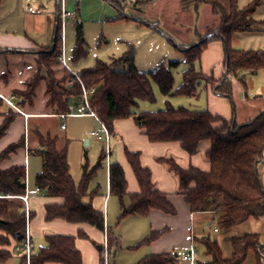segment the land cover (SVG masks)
<instances>
[{
  "label": "trees",
  "instance_id": "16d2710c",
  "mask_svg": "<svg viewBox=\"0 0 264 264\" xmlns=\"http://www.w3.org/2000/svg\"><path fill=\"white\" fill-rule=\"evenodd\" d=\"M111 2L116 5L115 2ZM203 4L209 5L219 24L212 38L206 41L202 39L198 45L181 48L188 67L183 72V82L177 89H174L171 71V67L178 65L177 62H171L169 69L160 66L153 72L143 73L134 65L132 49L124 56L112 59L109 64L98 61L93 68L82 70L77 74L79 80L73 74L67 73V77L58 81L52 70V66L59 63L61 54V23H58L52 46L44 52L36 53V73L26 80L25 90H15L13 95L19 97V106L32 104L39 82L44 81L45 94L48 97L47 106L55 112L54 114H64L71 102L78 104L82 95L81 82L86 90L94 89L90 105L110 133L113 132L114 121L133 117L151 142H178L189 155L197 152L201 142L209 141L210 148L206 153L211 164L209 172H203L195 167L184 170L173 161L167 163L178 176L179 191L191 211H209L217 214L219 228L228 231L250 218L264 217V190L258 177V166L264 162V111L244 124H238L233 120L227 121L207 110L175 108L169 102H166L165 108L154 112H135L139 102H155L153 83L166 98L196 97L198 95L196 83L204 80L206 76L200 75L201 73L194 69V63L200 60L203 50L212 39L221 40L228 55L224 61V76L219 84L217 82L213 84L217 94L231 99L230 77L237 79L246 88V82L240 74H256L264 70V51H240L230 46L233 35L251 30L254 25L252 16L260 5V0H253L243 9L238 8V0H179L182 11H196ZM14 54L16 53L13 51H0V80L3 83H7L14 75L16 65L11 61ZM86 56L82 27L77 24L71 60L76 63ZM42 72L44 74L40 77ZM68 80L72 81L70 86L66 84ZM62 82L64 84L60 85ZM254 99L264 102V94ZM2 106L3 100L0 98V109ZM16 116L17 114L12 111L5 113L0 126V138L6 134ZM37 136L42 148L39 152L42 170L35 178V186L49 197L63 199L61 205L46 206L45 220L49 222L61 219L72 224H87L105 233V216L91 203L95 192L88 193L89 182L104 159V154L100 155L92 169L88 170V166L84 165L83 175L76 185L69 172L68 141L66 140L60 147L57 136L38 133ZM24 145V139L9 145L0 154V162ZM125 155L136 176L140 191L130 196V204L126 206L124 199L127 196V183L124 171L118 163L110 164V194L119 200L121 209L119 218L124 219L130 215L145 216L151 210L174 215L176 211L166 196L154 189L151 173L142 167L139 154L126 151ZM25 193L24 166L0 170V219L4 221L0 224V264H5L12 258V242L20 241L17 235L25 236L27 222L24 213L8 215L11 201L6 197H19ZM158 235L159 233L151 232L140 245L152 242ZM78 236L85 237L82 233ZM107 237L112 247V240L109 235ZM45 239L46 246L32 255L30 264H83L81 254L75 247V237L48 235ZM229 241L233 254L230 259H224L217 242L210 237L202 239L200 243L209 257L205 264H242L250 251H257L261 247L256 235L231 238ZM172 260L174 257L150 255L138 264H168ZM21 264H25L23 258ZM257 264H261L260 260Z\"/></svg>",
  "mask_w": 264,
  "mask_h": 264
},
{
  "label": "crops",
  "instance_id": "0c3cea01",
  "mask_svg": "<svg viewBox=\"0 0 264 264\" xmlns=\"http://www.w3.org/2000/svg\"><path fill=\"white\" fill-rule=\"evenodd\" d=\"M72 1L74 2L73 11H70L72 5L68 4L69 0H65V9L72 13L73 16L69 17L70 19H77V23H80L78 17L80 16L78 4L75 0ZM59 2L60 0H5V6H11L12 3H16L18 10L20 9V5H22L23 12L21 10V14L20 16L18 15V17L20 19L19 23H24V25L17 32L0 34V51H13L16 53L12 56L13 58L27 56L28 59L31 58L30 56L35 49L40 47L50 48L53 43L57 24L61 23V18L57 14V5ZM147 2L151 1L147 0ZM26 4H32V8L30 7L32 9L31 11L25 9ZM259 7L260 6L257 7L252 16L254 23L263 22V18L256 17ZM48 23H53L52 43L50 45H39L35 39H37L38 35L45 32ZM76 26L77 24H75V27ZM252 29L253 27L247 32L240 33H251L253 31ZM258 51L264 50L259 49ZM21 52H25L26 54H20ZM201 59H208L207 63L209 68L218 69L216 77L213 76V70H211V73H201L216 81H220L225 74L224 61L226 59V51L222 41L218 39L210 40L202 52L200 60ZM261 72H264V70L256 74L246 75L245 73L242 74L241 77L243 79L246 77L249 84L252 85L255 83L258 73ZM28 77L29 75L26 73V70H17L14 72V75L9 78L7 83H3L0 80V98H9L13 95L15 90H22ZM63 84L64 82L60 85ZM66 84L67 86L71 85V83L68 82ZM38 85L43 86L42 96L39 101L37 99L36 89L32 104L26 103L25 105L19 106L21 112L13 111L4 101L0 109V126L4 121L5 113L12 111L17 114L6 134L0 138V154L9 145L18 143L22 139L25 140L24 147L19 148L16 152L11 153L0 162V170H8L15 166H24L26 169V193L24 195L28 196V203L25 205L19 197H9L8 199H10L11 202L8 208V215L15 216L22 213L25 214L27 219L25 233L27 232L30 236L34 254L37 253L40 248L46 246L45 237L48 235L73 236L75 237V247L81 254L83 264H103V262L101 263L102 257L99 251L101 252V243L102 241L104 242V232L87 224H72L61 219H55L49 222L45 220L46 206L61 205L63 199L49 197L43 190L35 186V178L42 170V159L39 154L42 148L37 133L49 135L43 130L41 131V120L47 119L48 117L59 118L58 115L60 114H54L55 112L47 106L48 97L45 94L44 81H40ZM201 86L202 85L197 86L198 95L194 98L200 100L199 98L204 95V100L206 102L205 110L213 115L221 116L227 121L233 120L238 124H244L253 119L261 111H264V102L254 99V97L264 94V86L261 87L260 94L253 95L251 100H246L253 108V111L248 115L237 112L234 105H232V98L229 99L217 94L214 88L210 86H202V95L199 90ZM174 97L176 96L168 98ZM19 102L20 99L18 100V103ZM77 103H79V101ZM75 104L76 103L71 102L69 105ZM205 110L203 109L201 111ZM135 112L139 113V111L136 110ZM73 117L85 118L89 121L91 136L92 129L97 126V121L90 116ZM62 125H65V129H61ZM60 129L62 131L68 130L66 124L63 123L60 125ZM110 134L111 139L108 162L105 157V152L103 153L105 179L101 181V186L95 181L96 175L94 173L88 185V193L95 192L91 203L96 210L103 212L105 216L106 233L112 240V248L117 245V240L110 231V227L106 224V216L107 221L109 219V204L113 197V195L110 194L109 185L110 164L118 163L124 171L127 183V196L124 199V204L126 206L130 204V196L140 191L136 176L126 159L125 153L129 151L139 154L142 167L147 168L151 173L154 189L165 195L176 211L174 215H171L158 210H151L145 216L130 215L126 217L133 218L131 220H136L133 221L135 222L134 224L137 225V235L133 241L134 244L142 242L151 232L159 233L158 237L152 242L144 245L138 244L143 247L139 254L136 256L134 255L135 259H137L135 264H138L142 259L150 255L174 257V260L168 264H205L209 261V257L206 256L205 248L198 240L206 237H210L217 242L224 259H230L233 254V249L229 240L231 238H241L246 235H256L261 247L257 251H250L242 264H257L258 260H260L261 264H264V217L260 219L250 218L244 223L228 231H224L218 226L219 216L217 214L209 211L192 212L184 196L179 191L180 185L178 176L170 169L167 161H173L179 168L184 170L195 167L203 172H209L211 164L206 155L210 148L209 141L201 142L197 152L193 155H189L178 142H151L144 134L143 130L136 124L133 117L114 121L113 132ZM78 137L84 139L85 136L84 134L75 133L71 138L74 140ZM66 140L69 141L65 137L64 142ZM87 143L89 144V141H87ZM71 159V152L69 153L68 146L67 160L69 172L74 183L77 185L83 175L84 165H81L80 168L79 166L75 167ZM86 165L88 166V170H90L89 165ZM258 177L264 190V162L258 166ZM29 216L31 217L29 218ZM211 231L213 232L212 235ZM80 233L84 234L85 237H79L78 235ZM14 244L15 242H12L11 250H13ZM188 246L196 248V255L193 260L188 259L187 254L183 251V248ZM13 256L20 259L21 264L22 258L16 255ZM111 264H114L113 259Z\"/></svg>",
  "mask_w": 264,
  "mask_h": 264
},
{
  "label": "rangeland",
  "instance_id": "374dc122",
  "mask_svg": "<svg viewBox=\"0 0 264 264\" xmlns=\"http://www.w3.org/2000/svg\"><path fill=\"white\" fill-rule=\"evenodd\" d=\"M111 1L115 2L116 5H113ZM150 1L75 0L79 8L80 16L78 17L80 23H77V19L66 18V20H63L62 25L63 48L69 69L79 74L82 70L93 68L98 61L109 64L112 59H118L132 49L134 52V65L138 71L143 73L153 72L160 66L169 69L171 62H177L178 65L171 67V71L174 77V89L178 88L183 82V72L188 67L181 48L185 49L196 45L208 34L215 33L219 20L211 13L208 4L201 5L196 11H182L179 7V0ZM252 1L238 0V7L242 9ZM4 2L5 0H0V34L17 32L24 25V23H19L20 19L18 17L21 14V10L23 12L22 5H20V9L18 10L16 3H12L11 6H5ZM68 4L72 5L70 11H73L74 2L69 0ZM31 6L32 4H26L25 9H29ZM259 6L256 17L263 18V22L254 23L251 33H236L235 36L233 35L230 43L232 49L240 51L264 50V0H260ZM123 16L129 18L125 19ZM52 24L48 23L45 32L38 35L37 39H35L37 44L50 45L52 43ZM75 24H80L82 27L87 56L73 63L71 55L76 42ZM46 50L47 47L37 48L31 54V58L28 59L27 56L19 58L11 57L12 63L16 65L14 72L26 70L29 77H32L37 70L35 63V60H37L36 53ZM207 60L201 59L195 62L194 69L199 74L201 72L211 73V70H213V76L216 77L218 69L209 68ZM52 70L55 72V78L58 81L67 77V73H69L59 63L52 66ZM43 74L44 72L40 74V77ZM200 75L204 74L201 73ZM240 76L242 75L240 74ZM229 80L231 83L232 105H234L240 114L248 115L253 111V108L246 100H251L253 95L260 94V89L264 86V72L258 73L255 83L252 85L249 84L248 79L245 77L246 88L235 78L230 77ZM220 81L206 76L204 80L196 84L213 88V84L215 82L219 84ZM67 82L72 84L71 80ZM202 86L199 90L203 95ZM152 87L156 98L155 102H139L136 111L154 112L165 108L166 101L175 107H184L189 110L201 111L206 109L204 95L199 98L200 100L186 96L166 98L161 94L155 83L152 84ZM42 88V85H38L37 87L36 94L38 101L42 96ZM22 90H25V86ZM41 121V131L43 130L51 137L57 136L60 141V147L64 143L65 137L69 140V153L71 152L72 164L75 167L79 166L80 168L81 165L88 164L89 168L92 169L97 164L100 155L104 153V143L90 136V123L87 119L71 116L67 117L64 122L57 117H48ZM62 123L66 124L67 131L60 129ZM98 129L99 124L97 123V126L92 130ZM75 133L84 134V139L78 137L73 140L71 137ZM87 141H89L88 145ZM104 163L103 160L95 171V181L101 186V181L105 179ZM119 217V200L113 196L109 204V219L107 221L106 216V224L110 227V231L116 238L117 245L110 249V264L112 263V259L114 264H135L137 262L135 256L142 251L143 247L138 245L141 242L138 244L133 243L137 235V225L133 222L136 220H131L133 218L120 219ZM212 234L213 232L211 231ZM201 240L198 241L201 242ZM99 253L101 257H104L102 251H99ZM7 264H20V259L13 256Z\"/></svg>",
  "mask_w": 264,
  "mask_h": 264
},
{
  "label": "built area",
  "instance_id": "2783aa9c",
  "mask_svg": "<svg viewBox=\"0 0 264 264\" xmlns=\"http://www.w3.org/2000/svg\"><path fill=\"white\" fill-rule=\"evenodd\" d=\"M60 7H61V12H60V18H61V32H60V38H61V54L59 56V64L61 67L69 71L71 74H73L78 80L79 78L77 77V74L73 73L68 66L67 60H66V55L64 52L63 48V31H62V25H63V20L66 18L72 17L73 15L65 10V0H60ZM31 11V8L28 9ZM70 83V82H68ZM81 84L82 88V95L79 98V103L78 105H69L68 106V111L64 114L58 115V117L62 120L65 121L67 117L71 116H90L93 117L97 123L99 124V129L98 130H93L91 132V136L101 142L104 143V152H105V157L108 162L109 159V153H110V139H111V134L106 127V125L99 119L97 116L96 112L92 109L90 105V97L94 93V89L86 90L84 86ZM1 99L15 112H21L20 107L18 104V97L15 95H12L9 98H4L1 97ZM61 129H65V125L61 126ZM1 197V196H0ZM6 198H9L7 196ZM19 198L27 205L28 203V196L23 195L19 196ZM110 245L107 237V233H104V242L103 245L101 246V251L104 253V257H102L103 264H110ZM184 253L187 254V258L190 260H193L195 255H196V248L193 246H188L183 248ZM12 254L19 256L25 260V264H30V259L32 257L33 253V246L32 242L30 239V236L28 233H25V236L22 237L20 241L15 242L12 250Z\"/></svg>",
  "mask_w": 264,
  "mask_h": 264
},
{
  "label": "water",
  "instance_id": "95a60500",
  "mask_svg": "<svg viewBox=\"0 0 264 264\" xmlns=\"http://www.w3.org/2000/svg\"><path fill=\"white\" fill-rule=\"evenodd\" d=\"M60 12H61V7H60V2H59L58 5H57V14H58L59 17H60ZM214 35L215 34H213V33L212 34H209L205 39H203V41H206V40L212 38ZM199 43H197L196 45H198ZM227 57H228V55L226 53V58ZM3 223H4V221L0 219V224H3ZM17 238H18V240H21L22 239V235H17Z\"/></svg>",
  "mask_w": 264,
  "mask_h": 264
}]
</instances>
